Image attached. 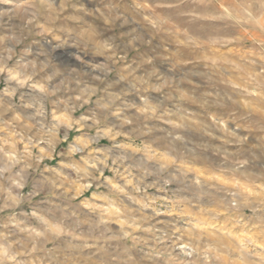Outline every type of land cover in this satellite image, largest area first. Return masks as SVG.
I'll return each mask as SVG.
<instances>
[{"label": "clouds", "instance_id": "obj_1", "mask_svg": "<svg viewBox=\"0 0 264 264\" xmlns=\"http://www.w3.org/2000/svg\"><path fill=\"white\" fill-rule=\"evenodd\" d=\"M0 264H264V0H0Z\"/></svg>", "mask_w": 264, "mask_h": 264}]
</instances>
